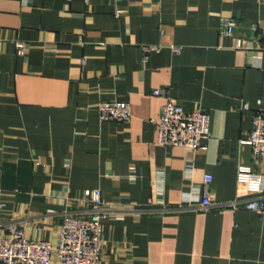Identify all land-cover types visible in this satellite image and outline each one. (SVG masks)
I'll return each instance as SVG.
<instances>
[{
    "label": "crops",
    "instance_id": "1",
    "mask_svg": "<svg viewBox=\"0 0 264 264\" xmlns=\"http://www.w3.org/2000/svg\"><path fill=\"white\" fill-rule=\"evenodd\" d=\"M254 24L264 0H0V230L56 243L100 190L101 264H264V213L186 208L206 190L214 203L264 198L249 141L264 109ZM156 89L210 115L203 148L158 143ZM105 100L130 103L131 121H102Z\"/></svg>",
    "mask_w": 264,
    "mask_h": 264
},
{
    "label": "built area",
    "instance_id": "2",
    "mask_svg": "<svg viewBox=\"0 0 264 264\" xmlns=\"http://www.w3.org/2000/svg\"><path fill=\"white\" fill-rule=\"evenodd\" d=\"M238 23L234 18L222 17L220 33L223 36H235ZM253 38L264 37V29L256 24L252 27ZM247 40L238 38L236 47L246 48ZM156 46H145V53L156 50ZM26 44L17 42V54L23 56ZM155 95L163 96L165 102L161 108L159 120H152L157 129L158 143L164 146H181L193 152L204 147L210 136V115L198 109L186 112L181 106L172 102L169 92L156 89ZM244 104L243 109H248ZM99 114L102 121L130 122L132 119L131 104L118 100L100 102ZM253 156L257 160L264 156V109H259L250 135ZM212 178H206L209 184ZM83 200L93 205L89 217L68 215L59 229L56 243L45 240L29 239L17 224L9 232L0 230V264H101L103 248V220L110 214V205L102 198L100 190ZM245 209L264 213V198L252 200H228L214 203L206 190L203 196L189 206L188 210H208L210 208ZM181 208H185L181 206Z\"/></svg>",
    "mask_w": 264,
    "mask_h": 264
}]
</instances>
